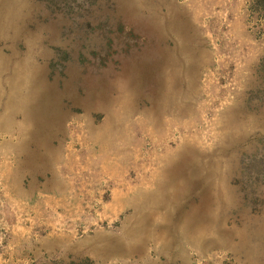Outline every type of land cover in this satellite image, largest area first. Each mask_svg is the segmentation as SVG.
<instances>
[{
  "label": "rangeland",
  "instance_id": "obj_1",
  "mask_svg": "<svg viewBox=\"0 0 264 264\" xmlns=\"http://www.w3.org/2000/svg\"><path fill=\"white\" fill-rule=\"evenodd\" d=\"M0 264H264L260 0H0Z\"/></svg>",
  "mask_w": 264,
  "mask_h": 264
},
{
  "label": "trees",
  "instance_id": "obj_2",
  "mask_svg": "<svg viewBox=\"0 0 264 264\" xmlns=\"http://www.w3.org/2000/svg\"><path fill=\"white\" fill-rule=\"evenodd\" d=\"M261 2H262V4H263V7H264V0H260Z\"/></svg>",
  "mask_w": 264,
  "mask_h": 264
}]
</instances>
